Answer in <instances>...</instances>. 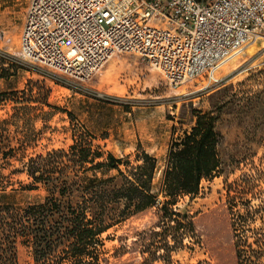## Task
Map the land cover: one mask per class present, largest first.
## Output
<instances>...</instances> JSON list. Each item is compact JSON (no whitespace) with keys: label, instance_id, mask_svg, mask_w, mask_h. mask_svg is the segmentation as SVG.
Instances as JSON below:
<instances>
[{"label":"rangeland","instance_id":"1","mask_svg":"<svg viewBox=\"0 0 264 264\" xmlns=\"http://www.w3.org/2000/svg\"><path fill=\"white\" fill-rule=\"evenodd\" d=\"M27 2L0 0V204L42 202L48 186L32 184L29 159L66 151L86 131L104 156L133 162L140 143L157 159L158 202L103 234L104 264H264V30L221 66L215 83L170 85L132 53L115 54L90 78L74 80L19 56ZM195 110L216 116L219 169L195 195L168 204L165 217L161 171L172 129L175 136L189 130ZM77 174L82 182L117 170ZM123 207L116 204V212ZM15 250L14 264L32 263L28 236L16 238Z\"/></svg>","mask_w":264,"mask_h":264},{"label":"built area","instance_id":"2","mask_svg":"<svg viewBox=\"0 0 264 264\" xmlns=\"http://www.w3.org/2000/svg\"><path fill=\"white\" fill-rule=\"evenodd\" d=\"M262 30L264 0H28L19 56L86 80L132 53L170 85L210 84Z\"/></svg>","mask_w":264,"mask_h":264},{"label":"trees","instance_id":"3","mask_svg":"<svg viewBox=\"0 0 264 264\" xmlns=\"http://www.w3.org/2000/svg\"><path fill=\"white\" fill-rule=\"evenodd\" d=\"M5 95L0 93V103ZM193 116V125L181 135L175 136L172 129L161 171V192L167 199L160 203L159 212L162 208L165 217L170 214L168 204H175L182 195H195L200 181L219 169L216 116L199 110ZM90 137L86 131L73 137L66 151L52 150L29 159L27 173L32 184H46L48 195L25 207L0 204V264L15 263L18 236L31 240V264H104L103 234L120 220L157 204L152 192L157 159L140 143L133 162L111 153L104 156L92 148ZM63 159L68 164L60 166ZM69 164L72 168L66 171ZM79 168L81 172L115 169L117 175L79 182ZM121 201L124 207L116 212L115 205Z\"/></svg>","mask_w":264,"mask_h":264},{"label":"crops","instance_id":"4","mask_svg":"<svg viewBox=\"0 0 264 264\" xmlns=\"http://www.w3.org/2000/svg\"><path fill=\"white\" fill-rule=\"evenodd\" d=\"M28 3V2H27ZM27 3H26V5H27ZM26 8V7H25ZM25 10V9H24ZM22 21H23V19H22ZM21 27H22V25H21ZM20 32H21V30H20ZM20 36V35H19Z\"/></svg>","mask_w":264,"mask_h":264}]
</instances>
